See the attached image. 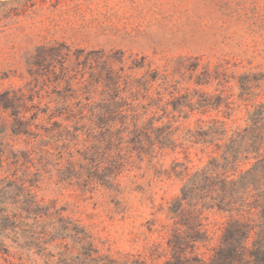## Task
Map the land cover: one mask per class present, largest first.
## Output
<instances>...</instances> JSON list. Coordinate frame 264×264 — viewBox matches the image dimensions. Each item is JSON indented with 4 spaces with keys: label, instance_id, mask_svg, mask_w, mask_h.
I'll use <instances>...</instances> for the list:
<instances>
[{
    "label": "rangeland",
    "instance_id": "1",
    "mask_svg": "<svg viewBox=\"0 0 264 264\" xmlns=\"http://www.w3.org/2000/svg\"><path fill=\"white\" fill-rule=\"evenodd\" d=\"M262 103L264 0H0L3 203L36 201L102 254L162 263L191 216L209 253L231 216L181 188L219 156L212 127ZM33 217L2 219L0 264H56Z\"/></svg>",
    "mask_w": 264,
    "mask_h": 264
},
{
    "label": "trees",
    "instance_id": "2",
    "mask_svg": "<svg viewBox=\"0 0 264 264\" xmlns=\"http://www.w3.org/2000/svg\"><path fill=\"white\" fill-rule=\"evenodd\" d=\"M208 133L218 141L219 156L186 182L178 202L183 207L184 203L191 205L192 201H208L230 214L219 243L209 249V253L202 252L209 236L202 223L191 216L187 222L176 223L178 228L167 240L170 256L162 263L141 255L102 254L84 227L62 216L52 218L48 210L37 207L36 201H30L27 208L10 211L6 202L3 203L9 188L1 185L0 222L6 219L10 223L14 220L21 223L24 213L34 215L40 230L33 232L39 236L37 241L47 245L50 240L49 245L64 247L57 256L50 255L57 257L56 264H264V103L249 113L248 126L242 131L229 135L223 125H216ZM23 190L25 199L29 198L31 189L24 187Z\"/></svg>",
    "mask_w": 264,
    "mask_h": 264
}]
</instances>
